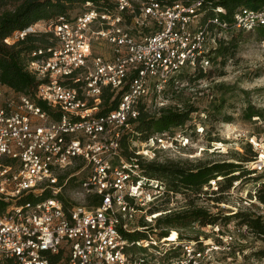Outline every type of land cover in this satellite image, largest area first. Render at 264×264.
Wrapping results in <instances>:
<instances>
[{"label":"built area","instance_id":"built-area-1","mask_svg":"<svg viewBox=\"0 0 264 264\" xmlns=\"http://www.w3.org/2000/svg\"><path fill=\"white\" fill-rule=\"evenodd\" d=\"M204 2L88 1L74 18L61 17L49 26L50 43L32 52L28 69L40 81L33 95L0 84V261L220 264L217 253L230 249L236 232L252 231L246 224L226 231L216 223L207 226L217 240H179L178 232L174 240L151 233L139 240L128 235L149 231V222L178 209L171 206L158 216L148 212L156 200L177 193L167 195L165 182L146 175L143 164L156 161L155 149L183 135L151 136L144 142L155 145L149 153L133 147L137 140H128L126 151L123 139L133 130L141 107L149 109L152 95L161 99L183 68L206 71L210 49L223 30L264 27V7H240L226 20L205 16L210 10L203 9ZM214 12L226 10L218 7ZM35 31L32 26L5 41L11 44ZM107 92L113 93L111 100L119 96L118 105L103 112ZM246 138L256 155L245 167L253 170L251 175L262 173L264 137L253 133ZM82 168L88 170L79 180L83 199L72 200L63 189ZM222 179L211 180L205 192L218 189ZM256 201L254 192L253 199L229 207L232 213L250 212ZM138 214L146 225L133 226Z\"/></svg>","mask_w":264,"mask_h":264},{"label":"rangeland","instance_id":"rangeland-1","mask_svg":"<svg viewBox=\"0 0 264 264\" xmlns=\"http://www.w3.org/2000/svg\"><path fill=\"white\" fill-rule=\"evenodd\" d=\"M80 8L77 6L72 14H76ZM195 23L196 21L193 24L195 25ZM33 28L36 30L35 32L44 33L48 32L49 26L46 22L40 21ZM211 70L210 76L199 79L195 77L198 73L186 76L180 86L177 87L180 90L178 94L168 91L158 100L153 95L149 97L150 107L148 110L153 114H158L161 108L171 105L187 107L192 104L199 109V113L193 114V119L186 124L183 131L176 129L170 133L171 135H183L178 138L179 140L164 143L163 148L155 149L156 155L150 153L154 160L160 163L176 161L182 164L214 161L239 162L236 158L246 154L244 149L248 143L246 137L253 133L259 137H264V114L260 116L261 120L245 117L246 108L249 105L263 109L264 113V43L258 32L256 30L242 31L234 57L227 61L224 68L220 64L213 63L206 71L210 72ZM221 73L223 74L219 75ZM15 97H18V94ZM216 105L222 106V109L215 111ZM226 116L232 117L231 122L225 121ZM144 142V140L138 139L133 147L136 150L147 152L146 150L155 146L151 142L149 144ZM87 174L88 170L82 168L77 176H71L67 187L63 189L64 195L72 200L83 199L79 180ZM242 174L244 173H241L242 179L237 181L238 183L234 182L235 187L228 191L211 189L205 192L203 187V191L200 193H178L170 199L168 197L161 198L156 200L152 207H160L161 211H158L157 216L171 206L178 207L177 211H173L178 212L187 210L193 205L211 208L214 211L224 210L231 214L232 208L229 206H234L244 199H253L255 192L257 201L252 203L250 212L255 216L260 215L264 219V213H261V204L264 202L259 199L258 193L262 184L258 187V182H256V180L260 182L264 179V172L256 174L258 176ZM259 177H261L260 180ZM183 205L186 208L179 209ZM148 212L150 213V209ZM139 214L135 217L133 226L147 222ZM156 220L153 219L149 222L151 224L149 231L145 229L139 231L158 236L160 228L157 227ZM238 220L232 217L229 222L221 221L219 223L224 224L226 231H230L234 225L242 226ZM211 231L212 229L208 226L195 225L191 228L181 229L180 232L194 240L200 237L217 240L218 237ZM217 259L220 264H264V238L249 230L248 232L245 230L236 232V240L233 241L230 249L219 251ZM1 264L3 263L1 262Z\"/></svg>","mask_w":264,"mask_h":264},{"label":"trees","instance_id":"trees-1","mask_svg":"<svg viewBox=\"0 0 264 264\" xmlns=\"http://www.w3.org/2000/svg\"><path fill=\"white\" fill-rule=\"evenodd\" d=\"M88 1L99 4L102 0H0V84L17 93L33 95L40 81L29 71L28 65L32 59L34 49L49 44L51 34L49 32H29L23 39H18L11 44L6 43L5 40L13 36L15 32L28 29L40 21L46 22L48 26H53L61 17L72 19L81 12ZM161 1L170 2L173 0ZM77 6L81 7L80 11L72 14ZM218 7H223L226 13L214 12V9ZM240 7L261 8L264 7V0H205L203 5L204 10H210L205 12V16L209 14L210 16L218 15L226 20H231L233 14ZM256 31L261 40L264 41V27H259ZM241 32L242 30H223V35L217 37L215 45L211 47L208 54L211 65L217 63L221 67H225L227 61L234 57L238 49ZM196 73H198V76L195 75ZM211 74L212 70L209 72L203 69L185 67L170 79L164 94L168 91L178 94L180 90L177 87L180 86L186 76L195 75L199 79ZM112 96L113 93L111 92L103 95V112L112 110L118 105L119 96L111 100ZM38 104L49 113H53L44 102L38 101ZM221 109L222 106H215V111ZM194 113H199V109L192 104L187 107H174L172 105L163 107L158 114H153L150 110L141 107L139 117L133 121V130L123 139L125 150L128 151V145L130 144L128 140L146 141L153 135L173 133L176 129L183 131L186 124L193 119ZM263 114V109L249 105L246 108L245 117L252 119L254 116H263ZM231 120V116H226V122H231ZM244 149L246 154L236 158L239 162L214 161L182 164L176 161L164 163L149 161L143 164L144 173L151 178H158L165 182L167 195H170V191H173L174 194L200 193L205 185L210 184L211 180L217 179L219 176L223 179L218 182V189L228 191L233 187L235 181L242 179L241 173L250 176L254 173L253 170L246 168L244 165L246 162L254 160L256 153L248 143ZM261 177H259V180ZM256 182L259 181L256 180ZM259 190V199L264 202V183ZM158 211H161L159 206L150 208V213ZM230 213L224 210L212 211L208 208L193 205L187 210L164 214L156 220V225L160 228L159 237L156 236L158 238L170 236L169 239L174 240L178 231L179 240H193L182 234L181 229L191 228L195 225L204 227L221 221L229 222L232 217H235L239 219L238 223L248 225L257 236L264 238V219L262 216H255L251 212L242 211ZM157 227L154 228L157 229ZM171 230H173V233L170 234ZM128 235L138 240L148 237L147 233L140 231ZM2 263L10 264L9 262Z\"/></svg>","mask_w":264,"mask_h":264},{"label":"bare ground","instance_id":"bare-ground-1","mask_svg":"<svg viewBox=\"0 0 264 264\" xmlns=\"http://www.w3.org/2000/svg\"><path fill=\"white\" fill-rule=\"evenodd\" d=\"M176 232V231H175ZM173 233V232H172ZM177 238V237H176ZM208 242H210V241H208Z\"/></svg>","mask_w":264,"mask_h":264}]
</instances>
